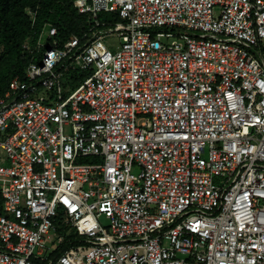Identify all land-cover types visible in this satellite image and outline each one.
<instances>
[{"label":"built area","instance_id":"1","mask_svg":"<svg viewBox=\"0 0 264 264\" xmlns=\"http://www.w3.org/2000/svg\"><path fill=\"white\" fill-rule=\"evenodd\" d=\"M74 5L0 99V264H264V0Z\"/></svg>","mask_w":264,"mask_h":264},{"label":"trees","instance_id":"2","mask_svg":"<svg viewBox=\"0 0 264 264\" xmlns=\"http://www.w3.org/2000/svg\"><path fill=\"white\" fill-rule=\"evenodd\" d=\"M31 13H35L34 18ZM110 16L118 20V16ZM107 17L104 13L99 15L100 20ZM46 23L57 27L61 38L71 35L82 37L92 26L88 14L78 13L74 0H0V99L14 78L25 80L31 56L35 54L39 57L41 54V50L36 48L37 39ZM25 43L30 44L31 53L24 49ZM80 70L68 72L65 84L76 87L90 74L88 70ZM59 220L61 218L56 222ZM57 233L63 240L50 255L51 258L83 243L68 226L59 224Z\"/></svg>","mask_w":264,"mask_h":264},{"label":"rangeland","instance_id":"3","mask_svg":"<svg viewBox=\"0 0 264 264\" xmlns=\"http://www.w3.org/2000/svg\"><path fill=\"white\" fill-rule=\"evenodd\" d=\"M106 16H108V17H110V15L111 14H105ZM164 42H168V43H170V41H171V39H165V38H163L162 39ZM104 43H105V45L106 46H108V48H110L112 51H115L116 50V47L118 46V44L120 43V39H118V38H107V39H105L104 40ZM1 156V155H0ZM82 161H91V159L90 158H85V159H83ZM101 221L103 222V223H107V220L104 218V217H101ZM58 241L55 239V235L54 236H52V238L49 240V239H46V243L48 244V245H50L51 247H55L56 246V243H57Z\"/></svg>","mask_w":264,"mask_h":264},{"label":"crops","instance_id":"4","mask_svg":"<svg viewBox=\"0 0 264 264\" xmlns=\"http://www.w3.org/2000/svg\"><path fill=\"white\" fill-rule=\"evenodd\" d=\"M107 19H114V18L112 16H110V17H107ZM68 37H70V36H68ZM68 37H66V38H68ZM66 38H62V39H66ZM77 70L78 71H81L78 66L77 67H74V68L73 67L72 68H69L67 71H65V75H64V78H63L64 96H67L68 94H70L71 92H73L83 82V80H82L80 82V84L77 85L76 87H73V86H70V85H66L65 84V82H66L65 78H66L68 72H70V71H77Z\"/></svg>","mask_w":264,"mask_h":264}]
</instances>
